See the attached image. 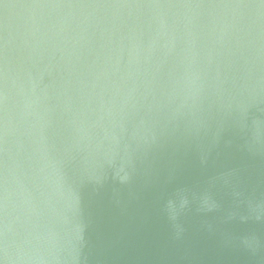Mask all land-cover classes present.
Returning a JSON list of instances; mask_svg holds the SVG:
<instances>
[{"label": "water", "instance_id": "water-1", "mask_svg": "<svg viewBox=\"0 0 264 264\" xmlns=\"http://www.w3.org/2000/svg\"><path fill=\"white\" fill-rule=\"evenodd\" d=\"M254 127L264 0H0V229L19 264H264ZM50 185L70 209L55 253ZM204 190L213 208L174 211Z\"/></svg>", "mask_w": 264, "mask_h": 264}, {"label": "clouds", "instance_id": "clouds-1", "mask_svg": "<svg viewBox=\"0 0 264 264\" xmlns=\"http://www.w3.org/2000/svg\"><path fill=\"white\" fill-rule=\"evenodd\" d=\"M253 140L264 142V128L254 127L249 130ZM47 195L38 201L39 227L42 233V243L46 249L55 253L57 251L70 250V225L67 214L70 209L63 206L57 198L56 189L49 186ZM198 202L201 209L209 210L215 206L213 194L204 190L200 193L182 192L174 203V211L177 213L185 210L193 202ZM259 211L264 212V206L257 205ZM257 219H260L258 216ZM4 232L0 229V264H19L10 254L9 248L4 244Z\"/></svg>", "mask_w": 264, "mask_h": 264}]
</instances>
